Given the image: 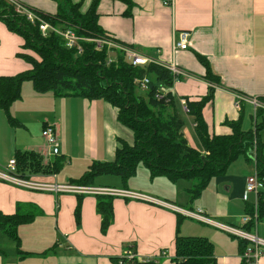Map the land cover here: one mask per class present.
<instances>
[{
	"label": "crops",
	"instance_id": "crops-1",
	"mask_svg": "<svg viewBox=\"0 0 264 264\" xmlns=\"http://www.w3.org/2000/svg\"><path fill=\"white\" fill-rule=\"evenodd\" d=\"M16 1L49 14H56L59 8L55 0ZM72 1L82 3V12H87L92 2ZM133 2L135 8L132 16H128L125 15V4L102 0L98 7L99 24L118 42L162 62H173L185 72L184 79L176 82L172 89L163 91L170 92L177 99L179 119L182 113L190 121L192 127L186 126L181 119L184 136L192 148L203 152L194 120L183 112L180 100L187 98L198 101L208 94L210 85L204 79L207 69L198 55L209 60L212 71L220 77L222 85L214 87V99L203 111L210 134H230L231 129L225 125L228 121H241L244 130L249 115L254 125L264 121L263 117L254 118L251 104H243L241 110L235 106L236 94L264 98V0ZM166 2L170 4L166 5ZM181 31L191 32L190 47L187 51L174 54V35ZM23 45L24 40L10 32L0 20V76H16L32 69L18 55L24 53ZM74 99L81 102H74L78 101ZM110 106L102 100L39 94L32 82H25L22 98L10 110L20 125L11 126L7 114L0 110V171H5L17 152H36L46 156L48 148L40 128L41 125L51 124L61 140L62 155L59 157H65L67 163L56 175V180L44 177L45 181L70 183L81 178L93 162H113L120 145L118 139L125 140L130 132L118 121V110ZM50 113H53L51 119L48 117ZM101 121L110 129L109 134L101 133ZM260 136L259 133L262 146ZM55 159L52 157L45 163H53ZM147 175L149 184L132 185L137 189H131L129 181L127 189L182 210L196 211L192 201L188 203L189 209L178 204L181 181L173 183L166 177L152 180L149 171ZM241 182L239 187L227 182H220L213 188L210 185L197 199L200 201L199 209L214 222L241 228L247 203L243 199L245 180ZM183 183H188L185 187H192L190 181ZM95 186L116 188L106 183ZM79 203L81 215L78 224L76 209ZM97 203L96 196L41 193L0 179V211L8 215L21 213L33 216L31 222L19 226L18 246L0 231V264H120V259L126 258L128 251H132L139 261L156 259L165 252L167 257L159 261L167 263L165 258L175 256L178 232L184 237H189L192 232L191 224L186 220L179 222L178 227V214L186 216L172 208L115 198L114 223L107 233H103ZM208 225L212 228L208 233H203L213 241L216 264H244L238 238L214 225ZM255 232L264 239V222L258 224ZM259 264H264V255Z\"/></svg>",
	"mask_w": 264,
	"mask_h": 264
},
{
	"label": "trees",
	"instance_id": "trees-1",
	"mask_svg": "<svg viewBox=\"0 0 264 264\" xmlns=\"http://www.w3.org/2000/svg\"><path fill=\"white\" fill-rule=\"evenodd\" d=\"M101 1L92 0L87 12H82V3H73L72 0L59 1L56 14L28 8L45 22L61 30L72 29L77 35L87 39L109 38L111 36L99 24L98 7ZM112 1L125 4V15L132 16L135 8L133 0ZM0 20L10 32L24 40V53L18 55L32 67L16 76H0V110L7 114L11 126L20 125L10 110L22 98L23 84L30 81L39 94L53 93L56 97L105 101L118 110L120 124L134 134L132 145L118 139L120 145L113 162H93L81 178L70 183L95 186L96 178L114 175L122 179L125 186L123 189H127L129 181L136 177L143 165L152 180L166 177L173 183L194 182L188 190L193 202L202 197L214 178L224 176L240 156H245L248 162H252L250 155L256 142L258 150L255 167L259 181L264 186V155L259 143V133L264 129V121L256 123L255 128L248 132L243 130L241 121L225 123L231 129L228 135L209 132L203 111L214 99V87L222 85L207 58L198 55L201 64L207 69L204 79L210 85L208 94L198 101L185 98L202 146L201 152L192 148L184 136V123L177 115L178 101L175 96L168 94L161 99L156 98L161 88L174 87V77L170 71L156 64L135 67L126 61L125 55L120 51H112L116 53V60L110 62L107 49L97 52L94 45L86 41L80 42V48L69 49L56 33L50 31L43 35L38 22L31 23L26 17L18 15L15 7L4 1H0ZM26 50L34 52L39 60L25 54ZM145 77L150 79V85L149 90L144 93L135 82ZM260 99L264 102V98ZM257 115V119L264 118L263 111H259ZM15 160L16 175L24 179L37 175H57L67 163L63 156L57 157L53 163H45L44 157L36 152H17ZM97 198V210L102 218L101 230L107 233L114 223L115 198ZM80 215L81 203L76 209L78 224ZM245 216L251 218L250 223L243 227L246 231H252L264 222V190L259 192L256 203H246ZM183 219L185 217L178 214V227ZM32 220V215H8L0 211V231L18 246L19 226ZM238 240L243 253L247 242ZM175 245V256L167 263L159 261L160 258L139 261L137 257H126L120 259V264H216L214 244L208 239L184 237L178 232Z\"/></svg>",
	"mask_w": 264,
	"mask_h": 264
},
{
	"label": "built area",
	"instance_id": "built-area-1",
	"mask_svg": "<svg viewBox=\"0 0 264 264\" xmlns=\"http://www.w3.org/2000/svg\"><path fill=\"white\" fill-rule=\"evenodd\" d=\"M0 1H4L13 5L15 7L16 13L18 15L26 17L27 20L30 21L31 23L35 24L38 22L40 31L43 33V35H47L50 31L56 33L61 39H63L65 46L69 49L80 48L81 41L90 42L89 39H92V38H88V39L83 38L82 36L77 35V33L72 29L61 30L59 28L50 25L49 23L41 19L38 16V14H36L34 11L30 10L27 6L21 4L16 0H0ZM169 4L170 3L166 2V5ZM94 39L95 40L93 41L96 44L97 51L102 52L105 49L111 52L120 51L125 55L126 61L135 67L137 66L146 67L151 64L162 66L163 68H165L166 70L172 73L174 77V84L180 81L182 78L184 79L186 77L185 72L182 69H180L175 63L173 62L165 63L160 61L158 58L148 55H143L133 48H129L120 44L113 37L94 38ZM190 39H191V32L181 31L176 33L174 35L173 53L176 54L178 51H187L190 47ZM110 62H113V60L110 59ZM135 83L142 92L145 93L149 90L150 79H148L147 77H145L142 80H136ZM163 89L165 88L160 89V92L157 93L156 98L161 99L164 96L170 94V92L165 93ZM235 98H236L235 106L238 110H241L243 104L246 103H249L254 107V112H255L254 118L256 120L258 117L257 115L258 112L259 111L264 112V102L259 98H251L242 94H236ZM180 106L184 113L189 114L190 111L189 103L185 98H182L180 100ZM42 136L45 140L46 147L48 148L46 158L50 159L52 157L55 158L59 157L60 142L56 128L52 125H45L42 131ZM257 150H258V145L255 142L253 150L250 155L252 161H254L255 164L257 158ZM16 167H17L16 160L14 158L10 160L4 172L0 171V179L10 182L19 188L41 192V193H51L55 195L71 194L76 196H96V197L109 196L114 198H123L129 200L150 202L161 206H166L168 208H172L177 212L182 213L184 216L188 218L197 220L205 224L214 225L228 232L230 235L235 236L240 240L246 241L247 247L245 251L242 253V259L244 264H259L264 255V239L260 238L257 235V233L255 232L256 228H254L252 231H246L243 228L245 225L250 223L251 218L249 216H244L242 221L243 226L241 228L230 227L227 225H222L220 223L214 222L213 220H210L205 216L203 210L200 209L196 211L182 210L172 204L156 200L155 198L140 192L131 191L127 189L110 188V187L83 186L72 183L60 184L57 181L50 182L44 180V177H51L52 179L56 180V175H52V176L37 175V176H31L29 179H24L16 175ZM263 190H264L263 183L259 181L257 171H255V174L252 177H250L247 181L245 194L243 197L244 201L249 202L250 196L254 195L255 203H256L259 192ZM165 256L167 257V254L165 252H162L160 257L156 259ZM126 257L135 258L137 256L134 255L132 251H128L126 253ZM149 260H154V259H149ZM149 260H145V261H149Z\"/></svg>",
	"mask_w": 264,
	"mask_h": 264
},
{
	"label": "rangeland",
	"instance_id": "rangeland-1",
	"mask_svg": "<svg viewBox=\"0 0 264 264\" xmlns=\"http://www.w3.org/2000/svg\"><path fill=\"white\" fill-rule=\"evenodd\" d=\"M59 1H62V0H55L56 3L57 2L59 3ZM89 40H90V42H88V43L93 44L95 50L97 51L96 44L93 41L95 39L92 38V39H89ZM97 52H99V51H97ZM108 52H109V55H110V59L113 60V61L116 60V57H115L116 53L111 52V51H108ZM25 54H29L33 58L39 60V57L34 52L26 50ZM74 100H78V101H74ZM74 100H73L74 102H81L79 99H74ZM102 103L105 104L104 102H102ZM109 108H113V107L110 106ZM52 116H53V113H50L49 116H48L49 119H51ZM64 116L66 117V115H64ZM180 118L183 119V121H184L186 126L192 127L191 124H190V121L188 120L186 115L184 116V115H182V113H180ZM34 123L37 126V121H35ZM42 126L43 125H41L40 130L42 129V131H43V127ZM243 127H244V130L246 132H248L250 130H253L255 128L254 121H252V118H251L250 115L246 118L245 124H244ZM99 128H101V133H107V134L110 133V129L109 128L107 129L104 126V122L103 121H101V124H100ZM126 130H127V132H130V135L126 136L125 141L132 145L134 143V134H133V132L131 130H129V129H126ZM41 134H42V132H41ZM260 134H261L260 140L263 143V145L261 146V149H262V152H263V155H264V129L260 132ZM59 142H60V155H62V148H61V140L60 139H59ZM45 158H46V156H44V162L49 160L48 158H46V160H45ZM255 171H256L255 162L254 161L248 162L247 158L245 156H240L236 161H234L231 164V166L229 167L227 172L224 174V176L217 177V178L213 179V181L210 184L211 185L210 188H213L214 186L218 185V183H220V182H227L228 185H233V186L239 187L242 184L241 180L244 179L245 180V189H246L247 181H248V179L250 177H252L255 174ZM147 172H148L147 169L142 165L139 168L138 174L136 175L137 177H134V178H132L130 180V185L131 186L132 185L140 186V185H143V184H149L150 180H149V177L147 175ZM183 182H185V181H181V184L179 185L180 186L179 187V193L181 194V197L179 199L178 204L182 205V207L184 209H186V208L189 207L188 203L191 202V198H190L188 192H186V190H188L191 187V185L188 186V187H185L186 184H188V183H183ZM104 183L108 184L111 187H116V188H119V189L125 188L122 179L120 177H117V176H114V175H107V176H102V177L100 176V177L96 178L94 184L95 185H97V184L99 185V184H104ZM191 184H194V182H191ZM131 189H137V188H135V186H132ZM193 202H194L193 205H192L193 208L198 210L200 201L197 200V201H193ZM249 202L251 204L255 203V196L254 195L250 196V201ZM184 220H186L187 222H189V224H191L190 228H191L192 232H190L191 234H189V237H199V238L208 239L207 237H205L206 235L203 232L206 231V233H208V230L210 228H212V227H210L208 224H205V223H202V222L200 223L197 220L190 219V218H187V217H185V219H183V221ZM213 230H215V232H217L216 229H213ZM209 241L211 243H213V241H211V240H209ZM165 259H167V261H170L172 258H165Z\"/></svg>",
	"mask_w": 264,
	"mask_h": 264
}]
</instances>
